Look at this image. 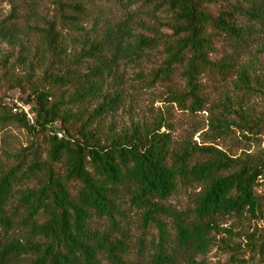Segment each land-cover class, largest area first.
<instances>
[{
	"label": "trees",
	"instance_id": "obj_1",
	"mask_svg": "<svg viewBox=\"0 0 264 264\" xmlns=\"http://www.w3.org/2000/svg\"><path fill=\"white\" fill-rule=\"evenodd\" d=\"M142 1H159L155 8L167 4L175 21L173 33L183 35L168 47L171 55L160 73L166 78L173 64L185 61L183 76L189 92L171 96V102L184 105L190 98L185 108L191 113L204 106L199 76L206 69L226 66L207 60L211 42L204 36L206 25L233 40L235 48L251 36L254 25L264 28V0H246L248 7L237 5L216 19L203 9L213 0ZM53 5V17H42L43 27H35L45 64L41 77L32 82L35 63H30L26 79L31 92L22 102L32 119L8 110L2 121L29 131L59 122L63 135H49L46 162L34 157L23 171L14 167L0 177V264H200L196 258L212 245L220 219L255 217L263 208L264 157L231 159L214 148L199 149L187 142L173 147L170 134L161 132L170 125L158 118L132 122L119 132L111 124L104 133L101 120L113 115L122 101L121 94L102 91L105 72L119 58L141 61L161 37L133 34L128 17L116 29H106L100 39L85 37L79 56L71 58L63 46V32L82 31L86 8L68 0H53ZM235 14L248 19V28L237 25ZM2 29L7 33L13 26ZM80 62H85V72L77 70ZM238 79L249 88L247 69L239 71ZM45 86L73 89L67 104L80 107L85 98H100V102L85 122L74 127L70 119L80 112L61 109V101L50 103L52 95ZM212 110L210 125L220 135L228 134L231 127L253 134L259 126L228 100ZM197 154L201 161L196 160ZM23 181L33 186L17 189ZM257 188H262L260 193ZM188 189H194L188 197L190 206L177 211L164 205ZM132 227L138 236H133ZM152 229L155 236L150 234Z\"/></svg>",
	"mask_w": 264,
	"mask_h": 264
},
{
	"label": "rangeland",
	"instance_id": "obj_2",
	"mask_svg": "<svg viewBox=\"0 0 264 264\" xmlns=\"http://www.w3.org/2000/svg\"><path fill=\"white\" fill-rule=\"evenodd\" d=\"M68 1L81 2L87 13L80 22L81 32H63V46L71 58L79 56L85 37L89 41L100 39L106 29H116L128 17H131L133 34H142L148 38L154 35L161 37L141 61L119 58L105 72L102 91L108 94L119 93L122 101L113 115H107L101 120L100 127L104 133L111 124L119 132L132 122L150 123L158 118L170 125L169 130L162 128L161 132L170 134L173 147L187 142L199 149L214 148L231 159L255 160L264 157V28L260 30V26L254 25L251 36L244 44L235 48L233 40H226L222 33L211 25H206L204 36L211 42L207 60L212 65L223 62L226 66L206 69L199 76L198 92L199 97L204 100V106L200 111L191 113L185 108L190 105V98H186L184 105L171 102V96H184L189 92L187 80L183 76L185 61L173 64L166 78L160 73L171 55L168 47L174 46L183 36L173 33L175 21L167 4L155 8L159 1L144 3L142 0H134L123 5L112 0ZM237 5L246 8L249 3L246 0H213L204 3L203 9L211 19H216L220 13L232 12ZM54 8L53 0H0V99L4 106L0 108V177L14 167L21 166L23 171L34 157L40 162H46L49 135L55 133L58 138L63 135L59 122L46 129L29 131L17 123L2 121L4 112L8 110L19 113L18 106H24L22 101L31 92V84L26 83L30 63H35L31 81H37L42 75L45 62L36 28L43 27L42 17H53ZM234 16L237 25L243 29L248 28L246 26L249 22L244 15ZM9 26H13V30L6 33L2 27ZM153 26L157 33H154ZM76 68L85 72V62H80ZM242 69L248 71V89L238 79V73ZM19 82L22 84L20 87L17 86ZM45 90L52 95L50 103L61 101V109L80 112L70 119L75 123L74 127L85 122L100 102V98H85L79 107L78 104L66 103L73 89L45 86ZM224 100H228L233 109L239 106L245 116L259 122L253 134L238 127H231L228 134L222 135L212 129L210 119L215 112L212 107ZM96 123L97 120L93 121L91 127L94 128ZM202 159L197 154L196 160ZM32 186L33 182L23 181L16 188ZM261 189L257 188V192L260 193ZM193 190L179 191L165 201L164 205L173 210H184L190 206L188 197ZM130 219H135L134 213H131ZM218 226L219 231L213 234L212 245L205 255L196 258L197 262L264 264V205L255 217L247 214L240 218L225 217L219 220ZM132 233L133 236L139 235L134 227ZM150 234L155 236L156 231L152 229ZM149 238L148 236L146 241Z\"/></svg>",
	"mask_w": 264,
	"mask_h": 264
},
{
	"label": "built area",
	"instance_id": "obj_3",
	"mask_svg": "<svg viewBox=\"0 0 264 264\" xmlns=\"http://www.w3.org/2000/svg\"><path fill=\"white\" fill-rule=\"evenodd\" d=\"M26 105H24V106H18V111L19 112H22L23 114H25V116H26V118L28 119V120H30L31 121V119H32V114H30L29 113V107H25Z\"/></svg>",
	"mask_w": 264,
	"mask_h": 264
}]
</instances>
